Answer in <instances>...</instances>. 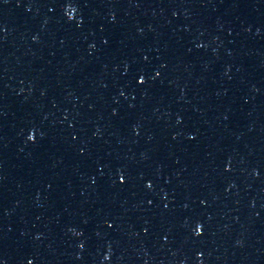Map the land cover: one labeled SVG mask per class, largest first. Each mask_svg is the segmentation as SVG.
<instances>
[{
    "label": "water",
    "instance_id": "obj_1",
    "mask_svg": "<svg viewBox=\"0 0 264 264\" xmlns=\"http://www.w3.org/2000/svg\"><path fill=\"white\" fill-rule=\"evenodd\" d=\"M0 264H264V0H0Z\"/></svg>",
    "mask_w": 264,
    "mask_h": 264
}]
</instances>
